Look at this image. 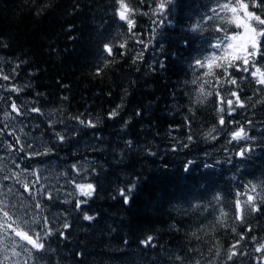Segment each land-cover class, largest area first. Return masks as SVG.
Segmentation results:
<instances>
[{
	"label": "trees",
	"instance_id": "trees-1",
	"mask_svg": "<svg viewBox=\"0 0 264 264\" xmlns=\"http://www.w3.org/2000/svg\"><path fill=\"white\" fill-rule=\"evenodd\" d=\"M125 2L131 32L115 0H0V202L33 239L45 217L52 232L29 260L12 241L31 247L9 231L0 261L264 264V86L250 75L264 72V37L244 72L225 47L243 29L217 0H172L162 11L161 0ZM248 10L264 19V8ZM206 57L217 59L195 65ZM241 128L248 138L232 140ZM242 147L250 149L243 157ZM87 183L91 197L77 188ZM132 185L125 204L119 190ZM81 209L95 219L84 221Z\"/></svg>",
	"mask_w": 264,
	"mask_h": 264
},
{
	"label": "snow or ice",
	"instance_id": "snow-or-ice-1",
	"mask_svg": "<svg viewBox=\"0 0 264 264\" xmlns=\"http://www.w3.org/2000/svg\"><path fill=\"white\" fill-rule=\"evenodd\" d=\"M116 4L118 5V7L116 8L115 11V15L119 17V19L121 21H126L128 24V29L131 32L132 28H133V20L129 18L130 14V9L128 7V5L126 4L125 0H115ZM172 0H161V3L158 4V8L162 11L166 5L168 3H171ZM218 3V7L225 12L231 13L230 18L228 19L229 23H234L236 25V27L238 28H242L243 29V33L242 34H237V35H233V36H228L226 37V39L229 41L228 44L225 45V47L227 49H238L239 50V54H237L235 51L233 52L232 55V59L236 60V59H242L243 60V64L245 65V67H243L242 70L244 72H249V63L250 60L252 61V66L255 67V57L260 53V45H261V41L260 38L264 37V29L261 28H257L253 25V22H255L256 25H264V19L261 18L260 15L255 14L254 12L249 11V4L244 2V0H227V2L224 3H220V0H217ZM253 8H264V0H261L260 3H257L256 0H253V3L251 5ZM213 12H215V9L212 10ZM242 13V15H241ZM217 31H222L221 28H217ZM239 37V43H237L235 46L231 43V41H236ZM139 42V41H137ZM120 47H125L124 43L120 44ZM213 47L218 48L220 47L219 44L217 45H213ZM104 52H106L108 55H112V48L109 44H104ZM217 59L216 57H206L204 61H201L200 59H197L195 62V65L197 67H211V61ZM207 62V63H206ZM159 63V62H158ZM161 67H163V64L161 63L160 65ZM219 66V65H217ZM228 66H235L232 65L231 63H229ZM19 67V65H17V68ZM15 71V70H14ZM101 69L98 67L97 68V75H99ZM225 72H227V68H225ZM208 74V73H206ZM259 74V75H258ZM250 75L255 78L256 83L258 85L264 86V72L261 71V68L256 67L255 71H252L250 73ZM5 80L9 79V76L5 75L3 77ZM229 82L233 85H235L237 82L236 80H232L229 79ZM13 91H19V89L13 88ZM219 95V94H217ZM232 96H236V106L238 107H243L244 105L240 102V99L237 95L236 92H232ZM228 105L229 108L231 109L233 107V101L232 100H228ZM12 111L16 112L17 115H19V110L17 108V105L15 103H13L11 105ZM33 111H39V109L33 108ZM223 111V109H222ZM229 115H231V112L228 113ZM118 115V111L117 110H112L109 114V118H113L116 117ZM139 115V113H138ZM73 119H77L79 121V123L81 125H85L87 127H95V123L91 120L87 121V124H85V121L80 120L79 117H74ZM220 124L221 125H225V120L223 117H221L220 119ZM72 131H75V129H73ZM213 131H215V129H213ZM56 135L58 136L59 140L61 142H64L65 137L63 135H60L59 133H56ZM208 135H211V132L208 133ZM247 137V133L244 132V130L238 129L236 131H234L232 133V140L234 141H240L243 139H246ZM189 141H191L193 139V137L191 135L188 136L187 138ZM129 146H131L132 142L128 141ZM183 147H187V144H184ZM174 151L176 149H173ZM248 151H250L249 148H245L242 147L238 153V155H240L241 157H243ZM192 161H188L187 164H185V171H188V165L191 164ZM17 167H19V165H17ZM76 166L73 165V168H75ZM25 191H28V186L25 185ZM135 187V185H132L130 187H128L127 189H120L119 190V196L123 197L124 203L127 204L129 201V197L130 194L133 190V188ZM77 188L79 189L81 195L86 196V197H91L94 191L93 185L91 183H87L86 185H77ZM251 191L255 192L256 191V185H252L251 187ZM239 195V194H238ZM49 199H51V197L49 196ZM216 199H219V197H216ZM254 197L252 195H248L247 196V204L251 205V210L253 212L258 211V207L254 204ZM86 203L85 201H80L77 200L76 202V206L77 208H81V205ZM0 214H2V222H0V229H3V232H0V252L4 251L7 247L8 244L6 243V241L8 240V233L9 231L11 233H14V235L16 237H19L20 240L25 241L27 245H31V249L24 247L23 245H17L16 241L13 240L12 241V247L13 249H15L16 247H20L21 251L26 253L29 260L33 259V252L32 249H35L37 251L45 249V245L43 243V240L45 237L50 236L52 234L51 230L48 228V225L50 223V221L48 220V218H44L43 220V229L41 230V232L36 233V239H33V237L29 234V232L31 231V229H26V225H24L21 222H18L16 219H13L12 216L10 215V211H9V207L7 204H3V202H0ZM34 207L36 209H40L42 206L37 203L34 205ZM236 210H237V219H240V211H241V202L239 200H237L236 202ZM81 213L83 215V220L84 221H92L95 219V217L90 216L88 214H84L83 213V209H81ZM223 215V213H222ZM13 225H15L13 227ZM70 227V225L68 223H64L63 228L64 230H67ZM59 237L62 239H66L65 236V232L64 231H60L59 232ZM152 237L149 236L147 238V241H142V243H147L152 241ZM241 239H243V237H241ZM236 245H233V248H235ZM264 247V246H261ZM261 249L258 247L256 249L257 252H259ZM13 256H20L21 252L15 251L13 250L12 252ZM236 255V252L234 251H230V254L228 256V259L231 260L234 256ZM7 258V257H5ZM39 259V258H38ZM38 259H37V264H38ZM0 264H3L2 261H0Z\"/></svg>",
	"mask_w": 264,
	"mask_h": 264
},
{
	"label": "bare ground",
	"instance_id": "bare-ground-1",
	"mask_svg": "<svg viewBox=\"0 0 264 264\" xmlns=\"http://www.w3.org/2000/svg\"><path fill=\"white\" fill-rule=\"evenodd\" d=\"M94 4V3H93ZM137 11V10H136ZM162 21V20H161ZM161 23V22H160ZM137 24V23H136ZM199 32V31H198ZM156 33V32H155ZM143 34V33H142ZM158 35V34H157ZM144 37V36H143ZM119 42V41H118ZM188 43V42H187ZM208 43V42H207ZM126 44V43H125ZM192 48V47H191ZM196 48V47H195ZM195 51V50H194ZM30 57V56H29ZM37 71V70H36ZM198 75V74H197ZM41 76V75H40ZM23 78V77H22ZM30 90V89H29ZM39 93V92H38ZM42 94V93H41ZM202 98V97H201ZM41 99V98H40ZM214 103V102H213ZM41 105V104H40ZM83 108V107H82ZM117 131V130H116ZM207 132V131H206ZM205 132V133H206ZM46 138V137H45ZM202 138V137H201ZM199 143V142H198ZM203 144V143H202ZM204 145V144H203ZM232 149V148H231ZM216 151V150H215ZM231 151V150H230ZM221 153V152H220ZM203 162V161H202ZM216 167V166H215ZM197 175V174H196ZM234 186V185H233ZM244 186V185H243ZM241 187V186H240ZM243 189V187H242ZM238 190V189H237ZM243 192V191H242ZM222 199V198H221ZM212 204V203H211ZM215 207V206H213ZM221 207V206H220ZM232 210V209H231ZM215 211V210H214ZM217 211V210H216ZM231 212V211H230ZM211 213V212H210ZM215 216V215H214ZM212 217V216H211ZM225 218V217H224ZM231 218V217H230ZM221 219V218H220ZM218 225V224H217ZM228 226V225H227ZM215 227V226H214ZM245 227V226H244ZM244 230V229H243ZM231 231V230H230ZM209 232V231H208ZM225 232V231H224ZM239 232V231H238ZM252 236V235H251ZM207 237V236H206ZM231 237V236H230ZM232 238V237H231ZM218 239V238H217ZM152 243V242H151ZM221 246V245H220Z\"/></svg>",
	"mask_w": 264,
	"mask_h": 264
},
{
	"label": "rangeland",
	"instance_id": "rangeland-1",
	"mask_svg": "<svg viewBox=\"0 0 264 264\" xmlns=\"http://www.w3.org/2000/svg\"><path fill=\"white\" fill-rule=\"evenodd\" d=\"M236 42L239 43V37H238V39L236 40ZM0 247H1V246H0Z\"/></svg>",
	"mask_w": 264,
	"mask_h": 264
}]
</instances>
